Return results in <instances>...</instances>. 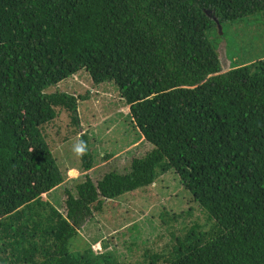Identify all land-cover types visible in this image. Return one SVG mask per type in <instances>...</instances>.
Here are the masks:
<instances>
[{"label":"trees","instance_id":"1","mask_svg":"<svg viewBox=\"0 0 264 264\" xmlns=\"http://www.w3.org/2000/svg\"><path fill=\"white\" fill-rule=\"evenodd\" d=\"M261 12L264 0H0V253L87 263L66 247L85 220L173 169L215 227L164 264H264V58L222 72L206 35L214 18ZM82 69L116 83L145 148L126 171L93 173L82 133L73 188L40 125L57 107L79 123L88 92L44 89ZM61 185L58 203L43 198Z\"/></svg>","mask_w":264,"mask_h":264},{"label":"rangeland","instance_id":"2","mask_svg":"<svg viewBox=\"0 0 264 264\" xmlns=\"http://www.w3.org/2000/svg\"><path fill=\"white\" fill-rule=\"evenodd\" d=\"M206 35L220 57L222 72L264 58V12L215 24ZM44 91L89 95L78 103L79 123H72L69 111L57 107L55 118L40 125L57 167L65 174L64 181L73 188V179L84 173L80 157L72 151L82 133L88 137L95 157L93 173L103 168L126 171L131 149L144 151L143 138L133 126L129 106L113 80L94 84L82 69ZM125 156L128 158L120 164L118 158ZM63 193L61 185L43 198L56 204ZM213 227L215 220L179 183L174 170H160L152 184L107 200L103 210L85 220L66 247L69 253L85 257L87 263L77 264H164L179 254L181 246L190 245ZM2 244L0 235V250ZM10 252L0 253V264L16 263Z\"/></svg>","mask_w":264,"mask_h":264},{"label":"clouds","instance_id":"3","mask_svg":"<svg viewBox=\"0 0 264 264\" xmlns=\"http://www.w3.org/2000/svg\"><path fill=\"white\" fill-rule=\"evenodd\" d=\"M72 151L77 157H83L87 153V144L84 140L79 139L72 146Z\"/></svg>","mask_w":264,"mask_h":264},{"label":"water","instance_id":"4","mask_svg":"<svg viewBox=\"0 0 264 264\" xmlns=\"http://www.w3.org/2000/svg\"><path fill=\"white\" fill-rule=\"evenodd\" d=\"M215 21H216V24H217V25H220V23L218 22V20H217V19H215Z\"/></svg>","mask_w":264,"mask_h":264}]
</instances>
